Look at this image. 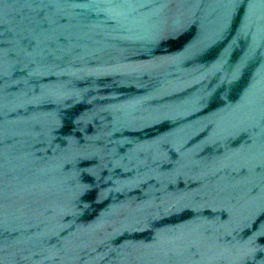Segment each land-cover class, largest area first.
I'll return each mask as SVG.
<instances>
[{
	"label": "water",
	"instance_id": "1",
	"mask_svg": "<svg viewBox=\"0 0 264 264\" xmlns=\"http://www.w3.org/2000/svg\"><path fill=\"white\" fill-rule=\"evenodd\" d=\"M0 264H264V0H0Z\"/></svg>",
	"mask_w": 264,
	"mask_h": 264
}]
</instances>
